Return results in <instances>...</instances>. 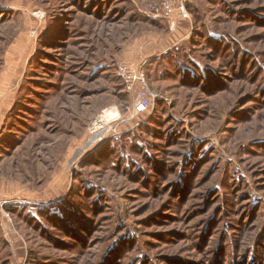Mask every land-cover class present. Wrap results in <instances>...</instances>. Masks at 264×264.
<instances>
[{"label":"rangeland","instance_id":"obj_1","mask_svg":"<svg viewBox=\"0 0 264 264\" xmlns=\"http://www.w3.org/2000/svg\"><path fill=\"white\" fill-rule=\"evenodd\" d=\"M165 1L0 0V264H264V0Z\"/></svg>","mask_w":264,"mask_h":264},{"label":"built area","instance_id":"obj_2","mask_svg":"<svg viewBox=\"0 0 264 264\" xmlns=\"http://www.w3.org/2000/svg\"><path fill=\"white\" fill-rule=\"evenodd\" d=\"M164 9L167 15L172 14L175 10L173 1L166 0L164 3ZM178 10L184 17L189 16L186 1H183L180 4ZM118 76L122 79L129 91L136 89L139 91L138 101L134 104L135 115L143 114L149 111L152 108L153 103L158 98V94L150 88L143 67L135 68L129 62H121L118 64Z\"/></svg>","mask_w":264,"mask_h":264},{"label":"bare ground","instance_id":"obj_3","mask_svg":"<svg viewBox=\"0 0 264 264\" xmlns=\"http://www.w3.org/2000/svg\"><path fill=\"white\" fill-rule=\"evenodd\" d=\"M107 112H108V114L104 115L103 117L101 116L100 119L98 118L97 121H98L99 123L103 124L104 122H106V121L109 119V118H107V117H108V115H111V111H107ZM97 121H96V122H97ZM98 122H97V123H98ZM97 125H98V124H96L94 128H96ZM100 127H102V125L99 126V128H100Z\"/></svg>","mask_w":264,"mask_h":264},{"label":"trees","instance_id":"obj_4","mask_svg":"<svg viewBox=\"0 0 264 264\" xmlns=\"http://www.w3.org/2000/svg\"><path fill=\"white\" fill-rule=\"evenodd\" d=\"M11 207V205H9Z\"/></svg>","mask_w":264,"mask_h":264}]
</instances>
